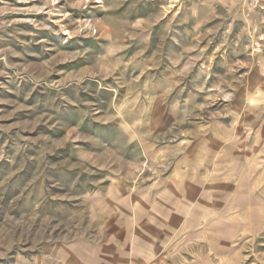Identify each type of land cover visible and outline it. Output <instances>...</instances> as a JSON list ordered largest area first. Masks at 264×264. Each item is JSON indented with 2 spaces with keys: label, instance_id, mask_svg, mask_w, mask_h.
<instances>
[{
  "label": "rangeland",
  "instance_id": "1",
  "mask_svg": "<svg viewBox=\"0 0 264 264\" xmlns=\"http://www.w3.org/2000/svg\"><path fill=\"white\" fill-rule=\"evenodd\" d=\"M0 264H264V0H0Z\"/></svg>",
  "mask_w": 264,
  "mask_h": 264
},
{
  "label": "bare ground",
  "instance_id": "2",
  "mask_svg": "<svg viewBox=\"0 0 264 264\" xmlns=\"http://www.w3.org/2000/svg\"><path fill=\"white\" fill-rule=\"evenodd\" d=\"M52 2H55V0H52Z\"/></svg>",
  "mask_w": 264,
  "mask_h": 264
}]
</instances>
